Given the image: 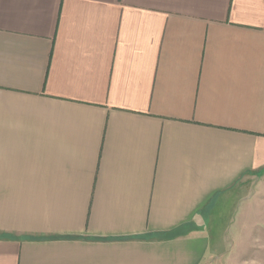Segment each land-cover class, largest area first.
Listing matches in <instances>:
<instances>
[{
  "label": "crops",
  "instance_id": "0c3cea01",
  "mask_svg": "<svg viewBox=\"0 0 264 264\" xmlns=\"http://www.w3.org/2000/svg\"><path fill=\"white\" fill-rule=\"evenodd\" d=\"M0 264H264V0H0Z\"/></svg>",
  "mask_w": 264,
  "mask_h": 264
}]
</instances>
